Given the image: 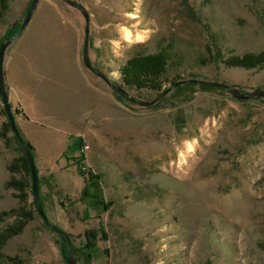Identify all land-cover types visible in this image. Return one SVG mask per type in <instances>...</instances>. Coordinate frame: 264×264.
I'll return each mask as SVG.
<instances>
[{"label":"rangeland","instance_id":"rangeland-1","mask_svg":"<svg viewBox=\"0 0 264 264\" xmlns=\"http://www.w3.org/2000/svg\"><path fill=\"white\" fill-rule=\"evenodd\" d=\"M74 1L89 15L92 68L86 16L68 0H40L5 54L17 122L40 126L39 96L44 106L61 75L59 124L89 145L84 172L92 174L83 173L73 210L86 207L91 221L74 245L87 240L92 261L105 264H264V96H239L264 90V67L224 63L264 49V0ZM30 3L10 0L0 42ZM162 47L171 58L161 94L123 83L128 58ZM7 120L0 97V212L21 215L0 221V264H67L59 236L35 211ZM10 179L26 186L7 187Z\"/></svg>","mask_w":264,"mask_h":264},{"label":"crops","instance_id":"crops-1","mask_svg":"<svg viewBox=\"0 0 264 264\" xmlns=\"http://www.w3.org/2000/svg\"><path fill=\"white\" fill-rule=\"evenodd\" d=\"M51 87L47 89L45 104L42 95L39 96L41 107L38 109V128L30 121L19 124L23 136L34 146V157L40 180V198L49 218L60 225L72 237L82 235L89 224L84 217V210L77 207L82 203L81 196L87 179L80 172L72 157L77 155L76 136L60 126L58 105L61 99L58 85L62 76L52 77ZM35 121V120H34ZM79 199V200H78ZM92 219V218H91ZM92 264H105L101 258L92 261Z\"/></svg>","mask_w":264,"mask_h":264},{"label":"trees","instance_id":"trees-1","mask_svg":"<svg viewBox=\"0 0 264 264\" xmlns=\"http://www.w3.org/2000/svg\"><path fill=\"white\" fill-rule=\"evenodd\" d=\"M10 6V0H0V17L4 16L5 12L8 11ZM22 23V22H21ZM21 23L13 26L12 29H10L3 37V39L10 37L14 35L20 28ZM2 39V40H3ZM1 40V42H2ZM0 42V43H1ZM216 57V56H215ZM171 55L168 48L162 47L158 51L153 53H141L136 54L128 58L126 63L121 68V76L123 83L127 85L130 88H137V89H147L152 92H158L161 94L163 92V84L165 82L166 73L168 70V65L170 61ZM217 59V57L215 58ZM224 63L228 67H243V68H261L264 67V49H262L259 52H248L243 55H234L229 58L224 59ZM175 82V81H173ZM208 87H213L211 85H207ZM215 86V85H214ZM119 86H117L118 88ZM218 88H222V86H216ZM124 89L123 87H120ZM117 91V90H116ZM118 94L124 95L125 92H119ZM262 97V96H259ZM7 124L9 126V130L12 132V140L16 144L17 150L21 153L20 160H21V167L24 170V172L31 177L29 165L26 159V156L24 155V152L22 150V147L17 141V138L15 134L13 133L10 123L7 120ZM27 145L33 150L34 153V146L33 144L26 139ZM84 145V141L81 138V141L77 143V155L72 157L73 161H75L79 167L80 172H84L83 167L85 166L84 160H85V153L82 151V147ZM82 169V170H81ZM96 177V175H94ZM88 184L91 186H96L97 182L92 181V178L88 180ZM7 187H14L16 189L22 190L25 185V183L22 180L17 179H10L6 183ZM29 186L32 187L31 182H29ZM89 188V187H88ZM87 195V189L84 191V196ZM41 201V198H40ZM34 203V201H33ZM42 203V201H41ZM43 205V204H42ZM35 211L36 208H35ZM17 213L18 217L21 218V215L18 213V209H11L9 211H2L0 212V221H3L7 215ZM26 221H20L18 225H12L9 227L4 234L5 240L10 238L11 236L19 233L25 226ZM45 224V223H44ZM46 226V225H45ZM93 234L89 230L86 232V238H89ZM59 240L61 241V238L59 237ZM92 244L86 240V242L83 245H74L75 250V256L78 263L82 264H92L93 255L91 253ZM2 245H0V257H4V254L1 251ZM62 252L65 256V253L67 252V249L64 251L62 249Z\"/></svg>","mask_w":264,"mask_h":264},{"label":"water","instance_id":"water-1","mask_svg":"<svg viewBox=\"0 0 264 264\" xmlns=\"http://www.w3.org/2000/svg\"><path fill=\"white\" fill-rule=\"evenodd\" d=\"M39 1L40 0H31L29 8L26 12L25 18L23 19L19 30L14 35L3 39L2 42L0 43V97H1V100H2L3 105L5 107V112H6L8 121L10 123L11 129H12L13 133L15 134L18 143L22 147V150L24 152V155L26 156V159H27V162L29 165V170H30V174H31V183H32V193H33V197H34V204H35L36 210H37L38 214L40 215V217L42 218L45 225L48 228H50L51 230H53L61 238V241H62L61 242V248L64 251L67 249V252L65 253V259H66L67 264H78L76 256H75L74 242L72 240V236L66 230H64L60 225L53 222L49 218L48 214L45 211L44 206L42 205V203L40 201L39 174H38L36 160L34 157L33 150L27 145L26 138L23 136V134L20 130L19 124H18L16 116H15V112L13 110L12 102L10 100L9 91H8L7 82H6V73H5L6 50H7L8 46L21 35V33L25 29L26 25L31 20L32 15H33ZM68 2H70L71 4H75V5L79 6L82 9L84 15L86 16L87 24H86V39H85V45H84V61L88 67L92 68V65H91V63L88 59V56H87V53H88L87 52V50H88V30H89V21H90L88 12L80 4H78L76 1L68 0ZM104 77L110 82V80L108 79V77L106 75H104ZM188 81H197L198 82V80H195V79H188ZM181 82H183V81L182 80L175 81L173 83V86L178 85ZM199 82H203V83L210 84V85L226 86L224 83L214 82V81H199ZM233 90L235 91V93H237V91L235 89H233ZM117 91L125 92L124 89H122L120 87L117 88ZM255 94H259V95L264 96V90L258 91L257 93H252L250 95H239V96L242 98H246V97H252ZM153 102L154 101H152L151 103H153Z\"/></svg>","mask_w":264,"mask_h":264},{"label":"built area","instance_id":"built-area-1","mask_svg":"<svg viewBox=\"0 0 264 264\" xmlns=\"http://www.w3.org/2000/svg\"><path fill=\"white\" fill-rule=\"evenodd\" d=\"M87 146H89L88 143H85V142H84V145H83V147H82V151H83L84 153L87 151ZM83 170H84V171L87 170V166H84V167H83Z\"/></svg>","mask_w":264,"mask_h":264}]
</instances>
